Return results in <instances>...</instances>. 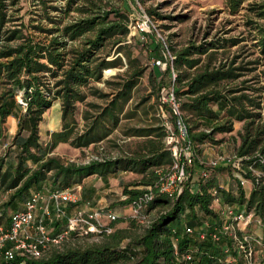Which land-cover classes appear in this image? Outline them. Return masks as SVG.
Here are the masks:
<instances>
[{"label":"trees","instance_id":"1","mask_svg":"<svg viewBox=\"0 0 264 264\" xmlns=\"http://www.w3.org/2000/svg\"><path fill=\"white\" fill-rule=\"evenodd\" d=\"M17 1L0 0V138L7 118L17 119V131L0 156V192L9 194L3 208L19 210L18 205H23L32 192L71 189L91 176L131 173L141 178L122 186L124 199L120 204L133 205L150 192L153 199L146 212L154 206L169 209L150 219L144 235L128 247H118L122 237L116 233L112 242L102 246L56 252L48 259L42 255L26 264H219L224 257L222 245L200 241L184 232L185 227L198 226L196 211L216 217L212 204L217 199L264 223V0H224L226 13L239 17L243 31L200 44L191 42L172 54L175 93L181 100L196 156L201 145L220 142L215 140L216 134L231 133L235 122L241 124L235 150L240 159L238 168H234L236 188L224 189L215 183L211 177L215 169L206 180H190L174 200L157 189L172 163L164 146L165 128L160 117L163 85L158 87L159 123L122 133L125 140H141L136 150L79 165L53 155L60 144L84 149L108 142L121 119L131 118L133 110H126V106L144 69L136 65L123 44L129 34L126 11L110 0H61L63 7L53 11L63 15L74 12L78 17L63 24L61 19L49 17L47 7L42 14L53 27L35 22L29 29L12 19L11 10ZM34 2L39 4V0ZM27 29L29 34L25 33ZM233 47L237 50L231 53ZM113 49L119 55L108 60ZM120 55L127 61L124 76H116L119 81H104V70L123 66ZM246 75L250 77L241 79ZM101 82L110 92L92 86ZM18 94L22 103L16 100ZM88 95L104 103L86 102ZM55 101L60 104L61 129L50 133L44 144L39 126ZM78 104L84 106L81 129ZM16 108L24 112L21 117L14 115ZM239 177L251 183L247 196ZM186 253L192 254L193 262L182 260Z\"/></svg>","mask_w":264,"mask_h":264},{"label":"rangeland","instance_id":"2","mask_svg":"<svg viewBox=\"0 0 264 264\" xmlns=\"http://www.w3.org/2000/svg\"><path fill=\"white\" fill-rule=\"evenodd\" d=\"M115 6L120 7L128 14V19L132 25L137 22L140 17L145 14L148 15L154 25V30L146 35V42L141 43L137 37H130V41L126 38L124 45H126V52L130 55L131 59H134L136 65L144 69L142 77L138 80L136 87L133 90L132 97L126 106V110H133L131 118H123L120 121L117 129L109 137L108 142H103L97 146H90L84 149H74L68 144L58 145L53 155L59 157L64 162H71L77 165L84 164L90 161L94 157H115L125 154L129 151H134L137 148L139 139L125 140L123 131L133 127H144L152 123H159L157 117V105H158V93L159 88L162 85L167 88L171 85L170 74L163 72L159 67L152 64V59L162 58V41L158 39L157 35H160L163 41L167 44L171 54L185 47L189 43L196 44L203 43L205 41H211L212 39L222 36L230 37L237 35L240 31H243V27L240 24L239 17H232L226 13L224 7V0H110ZM50 8L49 17L55 20L61 19L63 24L71 22L78 17L74 12L63 15L59 12H54L56 7H63L61 0H48L47 4L42 3L39 0V4L34 0H18L16 6L11 10L13 20H19L26 25L29 29L32 23L40 22L46 28L53 27L49 20H46L42 14L46 8ZM57 23V21H54ZM55 25V24H54ZM33 33L32 30H30ZM25 33L29 34L28 29ZM35 37L42 38L39 34H34ZM128 37V36H127ZM237 48L230 49L231 53L236 52ZM119 55V54H118ZM115 49H113L108 60L114 59ZM123 66L121 68H109L102 72V78L104 81H119L115 79L116 76L125 74L126 59L123 55H120ZM248 58L245 59V61ZM105 71H109L105 73ZM250 76L246 75L241 79H248ZM92 86L103 92H110V88L101 83H93ZM2 86L0 85V92ZM87 91V90H86ZM17 102L22 100L21 95L16 96ZM86 102H92L102 105L104 101L88 95ZM77 121L79 128H82L83 122L80 120V113L84 109L83 104H78ZM136 108V109H135ZM60 111V104L55 101L52 107L44 114V120L39 126L40 141L44 142L48 136L45 130L61 129V122H58ZM24 112L18 108L15 109L14 115L21 117ZM17 119L10 117L3 125L2 133L4 136L0 139V156L3 155L11 143L12 137L17 131ZM11 125V126H10ZM12 127V128H11ZM11 128V130H10ZM241 124L235 122L233 124V131L227 134H216L215 140L220 142L217 145L204 144L202 149L204 150L203 158L197 154L192 168L193 174L200 173L202 170V163H207L214 160L219 155L232 156L235 155V150L239 145V139L237 132L240 130ZM12 157V155H10ZM199 156V157H198ZM199 160V161H198ZM237 171L228 166L224 169L222 166L216 168L212 173V179L215 183L222 187L236 188V181L234 175ZM135 180H129L130 182L140 180V176L136 175ZM127 181V180H125ZM80 186V185H78ZM251 187L250 181H246L243 189L246 193ZM81 188V187H80ZM78 196V202L81 199V190H76ZM115 195V194H113ZM9 194L0 192V214L1 220L5 221L9 214L12 212L10 209H4L3 204L8 200ZM114 200L107 207H100L98 203L92 202V205H85L81 210L84 211H97L102 213V217L97 220L98 228L95 233L70 235V237L58 247H51L43 254L44 259L50 258L54 253L64 252L70 249L85 250L91 247H99L106 243L112 242V235L119 233L122 237L119 248L128 247L133 241L141 238L145 233V224L136 223L131 215L132 210L130 206L120 204L116 196H113ZM216 203L212 204V208H217ZM23 205H18L17 209H22ZM169 209L166 207L154 206L146 212L147 219H153L165 214ZM112 213L118 215L116 221L108 222L104 214ZM39 216V213L38 215ZM184 220V219H182ZM208 219L203 218V222H207ZM254 222L247 228L248 232L253 236L264 238V223L259 225ZM201 221V222H202ZM199 226V225H198ZM195 228L192 226H188ZM107 229V231H104ZM237 238H239L238 231L234 230ZM230 241V240H228ZM227 242L224 240L223 243ZM256 258L260 264H264V248L262 246L255 247ZM129 263V262H127Z\"/></svg>","mask_w":264,"mask_h":264},{"label":"built area","instance_id":"3","mask_svg":"<svg viewBox=\"0 0 264 264\" xmlns=\"http://www.w3.org/2000/svg\"><path fill=\"white\" fill-rule=\"evenodd\" d=\"M128 42L130 37H137L141 43L146 42V35L154 30V25L148 15L143 14L134 25L128 22ZM155 31V30H154ZM158 39L162 41V58L152 59V64L156 65L163 72L170 74L171 85L163 87L160 92V117L165 128L164 146L169 151L172 159L168 173L162 177L158 183V191L168 199L177 198L185 185L193 176L192 168L197 156L194 146L189 138V131L184 122L181 110V100L175 93L176 73L173 69L174 56L170 53L167 44L160 35ZM22 103V101H19ZM102 157L91 158L90 161H101ZM90 161L84 163L87 164ZM240 159L235 155H219L214 160L202 163V170L199 173L200 180L210 177L213 170L219 166H232L238 168ZM241 185L246 183L239 177ZM76 186L66 190H51L47 193L32 192L24 202L22 209L13 211L5 221L0 220V264L7 262L11 264H26L27 260L39 259L50 247H57L65 242L72 233L85 234L97 232V220L102 217V213L97 211L78 210L67 218L66 224L58 232L53 233L45 224V219L54 213L57 219L65 217L64 205L77 203L78 196ZM216 192L212 191V195ZM153 199V195L145 193L138 202L130 205L131 217L138 223L150 224L146 214L148 203ZM214 203H220L217 199ZM51 204V205H50ZM52 206V207H51ZM52 208V210H51ZM39 213V216H37ZM108 222L116 220V215L112 213L104 214ZM221 219L213 226L205 222L195 228L185 227L184 232L188 235H196L200 241H210L214 244L222 245L223 259L219 264H260L256 258L255 247L264 248V238L253 236L247 228L254 222L251 213H245L234 205H223L220 208ZM1 217V214H0ZM261 225V222L256 220ZM234 230L238 231L237 238ZM104 231H107L105 229ZM224 240L229 242L223 243ZM176 250V244L174 243ZM177 256V252L174 253ZM186 262H193L194 257L186 253L181 257Z\"/></svg>","mask_w":264,"mask_h":264},{"label":"crops","instance_id":"4","mask_svg":"<svg viewBox=\"0 0 264 264\" xmlns=\"http://www.w3.org/2000/svg\"><path fill=\"white\" fill-rule=\"evenodd\" d=\"M59 119L58 122H60V111L58 112ZM9 116L8 118H10ZM7 118V119H8ZM16 120V118H14ZM17 124V122H16ZM11 126V125H10ZM61 128V127H60ZM3 131V127H2ZM58 131L57 129L50 130L47 129L45 132L48 133V136L43 143L46 144L49 141V134L52 132ZM4 136V134H1V138ZM0 138V139H1ZM61 145V144H60ZM203 145L199 147L200 152L198 155L202 156L204 154V150L202 149ZM199 157V156H198ZM199 161V160H198ZM224 167V166H222ZM135 174L131 173H119L116 175H111L109 177H97V176H91L83 181V183L79 186L81 187L79 190H81V199L77 203H69L64 205L65 208V217L63 219H57L53 212H51L50 216L45 219V224L48 226L49 230L53 233L58 232L67 222V218L72 216L76 211L81 210L85 205H92L91 203L94 201L99 204L100 207H107L114 199L113 196H116L118 198L117 200H123L124 197L122 196V186H125L129 184V180H135L136 177ZM141 178V177H139ZM199 178V173L193 174L191 181L194 182ZM127 180V181H125ZM137 181L139 179H136ZM222 187L221 185H219ZM224 189H227L223 187ZM251 190V187H249L248 193H246V196L249 194ZM115 194V195H113ZM92 201V202H91ZM51 205V204H50ZM221 202L216 205L217 208H214L213 211L216 214V217L211 216H205L201 212L196 211V220L198 225H202L203 222L202 219H208L207 223H209L211 226H213L218 220L221 219L220 215V208L223 206ZM52 207V206H51ZM52 210V208H51ZM115 215V214H114ZM118 217V215H116ZM202 221V222H201ZM73 235V233L71 234Z\"/></svg>","mask_w":264,"mask_h":264}]
</instances>
